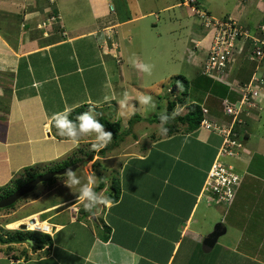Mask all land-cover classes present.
I'll return each instance as SVG.
<instances>
[{"label":"crops","instance_id":"1","mask_svg":"<svg viewBox=\"0 0 264 264\" xmlns=\"http://www.w3.org/2000/svg\"><path fill=\"white\" fill-rule=\"evenodd\" d=\"M78 1L81 0H60L62 10L57 11L53 7L57 0H54V4H50L49 0H0L1 187L20 178L18 173H24L28 168H33L32 172L44 174L50 172L56 161L62 164L74 160L77 161L74 165L79 166L76 175L80 179L84 178L87 183L90 175L96 177L93 171L98 169L96 165L99 162L94 160L97 156L84 160L77 155L78 147L58 134L57 137L53 136L50 133L53 115L69 108L74 110L89 102L103 108L107 104L105 96H116L122 90L125 92L144 88L152 93L142 82L144 72L131 63L132 59L143 63L142 53L151 43L140 46L135 50L133 58H128L129 55L126 56L124 50L133 47L134 37L130 29L123 32L121 28L139 24L154 13L141 11L138 3L132 13L128 9L127 17L122 18L116 14L111 16L108 11L112 0H88L87 10L76 9ZM200 1L208 8L209 13L213 14L214 10V15L217 14L215 16L232 17L253 30L260 24L256 25L255 18L264 17V0H220V10L213 7L219 0ZM183 2L181 0L180 6L187 8ZM67 6L73 8L69 16L66 14ZM162 10L170 11L172 8L167 6ZM82 12L89 15L75 21L68 28L66 18H76L79 13L83 17ZM133 14L135 16L132 17ZM175 19L179 26L173 25V28L170 27L171 31L182 28V19ZM263 20L264 18L261 22ZM189 23L187 22V26ZM91 25L96 27L89 29ZM194 27L188 30L190 38L183 41V45L177 46V50L182 49L181 54L173 56L176 49L171 48V58L175 60L173 63L185 62L194 69H199V72L201 69L202 73L206 57L204 54V59L197 60L198 49L194 46L193 51L191 47L198 41L197 28ZM113 34L125 39L124 43L122 40L117 43L123 61L121 65L114 61L115 58L113 60L100 52L104 47L109 48V41L113 46L111 50H115ZM80 41L86 42L79 44ZM178 42L181 44L180 40ZM159 45L155 44L157 48ZM91 57L94 58L93 62L86 65L85 59ZM149 59L153 66L150 83H158L159 78L154 74L155 62L152 58ZM241 67L240 65L239 68ZM253 72H256L255 66ZM200 75L188 80L189 88L193 90L189 98L202 93L203 102L199 103L205 102L204 105H208L206 101L212 96L208 92L210 87L203 84L199 79ZM176 76L179 75L172 74L161 80L160 84L167 83L169 78ZM252 76H248L245 81L248 82ZM104 87L107 91L100 94L99 91ZM212 97L215 100L222 99V96ZM226 99L228 98H224ZM219 110L211 109L207 114L208 119L215 121L219 127L221 124H229L225 121L226 117L223 121L217 119L222 113ZM187 111L188 108L185 112ZM185 112L182 109L180 115H185ZM241 120L242 123L237 125L241 127V137L248 141L244 143L248 155L241 154L242 150L239 154L246 169L238 171L242 178L241 186L233 203L224 206V217L220 220L226 227L225 235L230 233L234 238L227 242L218 240L212 246H208L205 241L211 233L208 234L202 225L206 215L205 212L200 213L201 203L203 200L210 203L205 194L206 182L216 159L223 155L224 138L218 131L206 129L203 124L191 132L182 131L148 140V145L143 146L146 149L140 151L142 153L113 159L112 161L121 164L118 167V178L114 177L118 181L120 193L117 196L112 194L114 179H110L107 188L99 182L100 189L113 201V206L102 208L95 215L86 212L83 204L77 200L76 193L61 186L64 184L58 180V184L51 186L48 191H56L58 185L62 187L54 202H45L32 215L12 221L8 226L18 227L27 218L39 216L52 228L55 227L49 256L39 255L41 257L36 259L37 255L32 248H29L31 256L28 260L24 257L19 260L17 254L12 257L0 252V264H46L47 258H53L57 248L59 251L54 264H264V260H259L261 255H252L241 248L244 234L252 229L245 226L239 231L231 226L233 223L246 221L245 218H242L244 221H237L241 218L239 209L243 208L234 206L237 205L240 193L246 190L251 196L261 199L258 205L261 207L256 208L258 214L264 215V109L259 119ZM75 149L78 150L74 155ZM105 150L102 155H105ZM90 164V172L84 173L82 167ZM242 185L245 187L242 188ZM256 208L250 209L252 216L255 215ZM228 218L231 224L225 222ZM66 231L70 234L65 236ZM57 236L59 244L55 241Z\"/></svg>","mask_w":264,"mask_h":264},{"label":"rangeland","instance_id":"2","mask_svg":"<svg viewBox=\"0 0 264 264\" xmlns=\"http://www.w3.org/2000/svg\"><path fill=\"white\" fill-rule=\"evenodd\" d=\"M50 4H54V0H49ZM195 1V0H194ZM198 1V4H201L197 6H193V7H189L190 4H188L189 2H186V5L188 4V7H181L180 5H182L181 0H112L110 5L108 6V11L111 13V16L119 15L122 18L123 17H127V13L129 12V10H131V13L134 11L136 4L140 3V10L145 12V13H154V15L151 16H147V19L141 21L139 24H129L123 28H121V31L124 32V30L126 29H130L132 31V35H133V47H127L124 50V53L129 55L128 58H133V54L135 53V50L137 48H140V46H144V44H148L151 43V45L149 46L148 49L145 48V50L143 51V57H142V61L145 64H149L150 65V59L152 58L154 63L155 68V72L154 74H156L159 78L158 83H150V75L144 73V77L142 80L144 83V86H146V89H150L152 91V93H149V91H146L143 89H136L134 90H126L129 95L131 96V98L128 100V107L125 109V112L128 114L126 116H121L119 114V108L120 105L118 104V100L119 99H123V90L117 92L116 96L114 95H107L108 97H115V99H112L110 103H107L102 107H96L98 108L97 110L95 109V112L99 113L100 115L97 116V119H102V120H109L110 122H119L120 124V129L118 134L121 135V139H115L113 137L112 142L110 144H108V146L106 148H104L103 150L106 149L105 151V155H102L103 150H101L100 152L94 153L91 151V142L94 140V136L92 137H85L82 138L79 144V152L77 153V155L81 158H83L84 160L88 159L90 156L92 158H94V160H98V165L96 169L93 171L96 180L95 183V191H97L98 193L101 192L102 190L100 189V183H103L104 186L107 188L108 187V182L110 181V179H114L118 178V167H121L119 163H116V161H112L113 159L119 157V158H126L127 156H129L130 154H136L137 153H142L140 151H144L146 149V147L143 146H147L148 144V140H155L159 137H161L158 134V123H154L151 124V120L153 119L154 115H158L162 110L167 109L168 103L169 101H173L176 100V96L180 97V100L184 99V95L183 92L185 90V86L187 85L185 82L182 81H178L183 87H182V91H180L178 93L179 90L176 89V84H175V78H169V82L167 83H163L160 84V81L163 79H166L167 77H169L172 74H178L179 76H183L184 78H186L187 80H192L194 77H196L198 74L200 75L201 73V69L199 72V69H194L193 66L186 64L185 62H177V63H173L175 60L173 58H171V48L175 47V54L173 56H177L178 53L181 54L182 49H178L177 50V46L178 45H183V41H185L188 37L190 38V36H188V30L190 27H194L197 28V33L196 35H198V41H196L197 43L194 45L191 44H184L186 46H190L192 47L193 51L194 50V46L197 49H202L204 47L209 46L210 44L213 43V29L209 28V21H211V18H215V20H217L218 22H222L225 21L226 18H220L214 15V13H216V11L213 10V14L209 13L208 8H206L204 5H202L200 0H196ZM243 1V0H242ZM125 2V3H124ZM178 3L179 6H178ZM220 0L218 2H215L213 7L216 10H220V8H222V6L220 5ZM176 5V6H172V5ZM184 5V4H183ZM76 9L78 10H87L89 9V4H88V0H81L78 1L76 3ZM167 6H170V8H172V10H162L163 8H166ZM54 9L57 11H61V6H60V0H57L56 4L53 5ZM68 10L66 12V14H68L69 16V12L73 11V8L71 6H67ZM129 9V10H128ZM136 11V10H135ZM209 13V14H208ZM83 17H81V13L78 14V17L76 18H66V24L67 27L70 28V25L72 26L73 23L75 21H78L80 19H85L86 16H88L89 14L87 12H82ZM135 16V14L132 15V17ZM190 16V18L188 17ZM159 17V19L157 20V18ZM175 17H179L182 19V28L180 30L177 31H171L170 27H172L173 25H177L179 26V24L175 23L176 19ZM187 17V18H186ZM264 17L262 16H258L257 18H255L254 22L259 25H263L264 24V20L261 22V20ZM75 19V20H74ZM232 20H234V18L231 17ZM236 21V20H235ZM187 22H190L187 26ZM175 23V24H174ZM257 25L254 28L255 33V37L260 38L259 40H263L262 35L258 32V26ZM187 26V27H186ZM96 26L95 25H91L89 27V29H94ZM173 28V27H172ZM199 29V30H198ZM114 36V41L116 42L114 48L115 50H111L113 48V46H111V41L108 42L109 48L104 47L103 50H99L101 53L104 52L106 55L110 56L113 60L115 58V62H117V64H122V56L121 53L118 49V45L119 44V40L121 42V40L124 43L123 37L121 36H117V34H113ZM181 41V44H178V40ZM91 40V39H89ZM86 41H80L79 44H83ZM95 42V39H94ZM200 42V43H199ZM139 45V46H136ZM155 44H160L159 47L157 48L155 46ZM92 44H90L91 47ZM125 45V44H124ZM107 49V50H106ZM170 49V50H169ZM188 51L190 50L189 48H187ZM127 51V53H126ZM194 54V52H193ZM113 55V56H112ZM196 58L197 60H202V58L204 59V54L202 52H198L196 54ZM206 57V55H205ZM236 59L235 63H230L229 67L231 65V67L233 66V68H238V64L239 61H241L240 64H242L243 67V71H239L235 78L236 80L240 83V81L242 80L243 82L245 81L246 78H248V76H252L253 72V66H255L256 68V73L255 75L257 77H264V62L261 63H254L251 60H244L242 57H234ZM94 58H88L85 59V64L86 65H91V63L93 62ZM128 61V59H126ZM200 64V63H199ZM198 65V64H197ZM199 66V65H198ZM201 66V65H200ZM257 67H259V69L257 70ZM194 71V72H193ZM190 74H194L193 76H191ZM231 74V73H230ZM128 75V74H127ZM228 75V74H227ZM227 75H222L220 76V80L218 79V81H220L221 83L224 84H229L230 82H228L229 77ZM214 78V77H212ZM215 79V78H214ZM217 80V79H216ZM208 81V80H207ZM207 81H202L203 84L207 86L208 82ZM251 82V80H248V84ZM171 83V85H170ZM215 84V82L213 83V85ZM155 85V86H153ZM234 87L236 86V83H233ZM117 86V84H116ZM171 86V87H170ZM252 86L254 87H250L249 91L247 92H251V90L253 91L252 93H254V88L255 85L253 84ZM168 87H170V89H167ZM168 90V91H167ZM107 88H101V91H99V93H103L106 92ZM168 92V93H167ZM193 90L191 88H189L188 93H192ZM242 92H235L234 91V95L235 98L238 100L239 97H241ZM246 92H244L245 94ZM143 94H150L153 98V100L155 101L157 107H156V111L152 112L149 111L147 113V115H142L141 112L139 111L141 109V105L139 104L138 101V97H140ZM255 94V93H254ZM264 94V86H263V91H261V94L258 93V96H261V103L259 106H255V107H251V106H247L246 107V111H242L244 112L243 115H241V119L246 118V119H259L262 116V112L264 109V99L262 100V96ZM203 95L204 94H200V95H193L192 97L189 98V96L186 97V102L188 103V105L192 104V102L194 103H198L200 104L203 114L206 111V114H209V111H211V109H220L219 111H221L222 113L220 115L217 116L218 120H224L227 121L230 126L227 128V123L225 124H221L220 127L217 126L215 121H207L205 123V128L206 129H211V130H215L218 131L223 138L225 139V136L228 137L229 135H231V137H228V142L226 143V145L224 144L223 148H222V156H220V158H217L216 160L222 164L225 165V167H230L231 170H233L236 173L242 172L243 170L246 169V165L245 163H243V161L240 159V155L244 154V155H248V153L246 152V147H245V142L247 141L246 138H242L241 135L243 134L241 131V127H239V125L235 124V121L233 123V117H229L227 116L226 111H224V98H228V96L225 94L224 96H222V99L218 100V98H216V101L212 96H209L208 100L206 101L208 105H204V103H199L200 101L203 102ZM243 95V94H242ZM227 96V97H226ZM105 98V97H104ZM229 99V98H228ZM235 99V100H236ZM210 102V103H209ZM230 102H235L234 99L230 100ZM86 105V104H85ZM178 106L182 107L183 112H185L186 108L188 105H184L181 104V101H178ZM178 106L175 109H178ZM81 107V106H79ZM78 107V108H79ZM146 107V106H145ZM210 110H209V108ZM259 107V108H258ZM263 108V109H262ZM77 109V108H76ZM75 110V109H74ZM135 114H132V113ZM239 113H242L240 111H238ZM186 114V112H185ZM247 114V115H246ZM211 115V113H210ZM224 115V116H223ZM181 116V115H178ZM177 116V117H178ZM240 116V114L238 115V117ZM208 117V116H206ZM176 119V118H175ZM53 121V119H52ZM52 121H51V130L50 133L53 136H56L57 133L54 132V129L52 128ZM242 122H238V124H241ZM219 124V123H218ZM187 126H182L180 124H178V132H182V130L184 128H186ZM233 127V129H231ZM221 129V130H220ZM224 130L226 131L225 134L223 133ZM105 131H109L108 129H105ZM231 131V134H230ZM186 132V131H185ZM236 136V137H235ZM57 137V136H56ZM248 142V141H247ZM232 147V149H231ZM78 149H75V151L73 152L74 155L76 154V151ZM244 149V150H243ZM240 150H242V153H240ZM234 152L235 154L232 155V157H229V152ZM93 153L95 154L93 156ZM49 153H47V157H48ZM111 161V162H110ZM23 164V163H22ZM54 167L56 168L57 164L59 166V162L56 161L53 163ZM6 165V164H4ZM72 166V165H71ZM1 167V166H0ZM6 167V166H4ZM92 165H86L83 166L82 169L84 170V173H86V171L90 172ZM1 169H3L1 167ZM58 171V170H55ZM239 171V172H238ZM20 175V178L26 180V172H19L18 173ZM82 176V175H81ZM92 176V175H90ZM109 176V178L107 177ZM78 177H80L78 175ZM98 177V178H97ZM65 177L61 176V177H55V180L52 184H48V183H43L40 184L37 189L32 192L31 194L27 195L26 197L22 198L18 203H16L15 206H11L5 209H0V239H5V238H9L11 231L10 230H18L19 226L23 223H21L20 225H18V227L14 228H9L8 226L11 224L12 221H16L17 219H20L26 215H32L34 213V211H36V209L42 207L45 205L46 203H50V202H54L56 197L58 196V193L61 192L62 187H65L64 185H58L57 190H52L50 193L49 188L51 186H56V184H58V180L61 182V184H63L62 180ZM81 178V177H80ZM7 178H4V180H6ZM84 179V178H83ZM83 179H81L82 183H86ZM97 179L99 180L97 182ZM86 180V179H85ZM14 181V180H13ZM12 182V181H11ZM100 182V183H99ZM241 182H242V178H241ZM118 183V181H117ZM246 185V184H245ZM241 186V185H240ZM240 186L237 188V192L238 189L240 188ZM1 187V186H0ZM245 186L242 185V188H244ZM10 188H16V181L12 182L10 185ZM66 189L69 190V188L65 187ZM241 188V190H242ZM72 192L77 193L78 189L77 188H73L71 189ZM237 194V193H236ZM206 199L209 200L210 195H208L206 193ZM48 196V197H46ZM58 198V197H57ZM261 201V199L258 196H251V193H249L248 190H246V192H241L239 197L236 200V204L234 206H242L243 209H239V216L241 217L240 219H237V221H244L245 218L246 221L242 222V223H233L231 224V221L229 218H231L233 215L236 214L233 213L227 220L225 219V222L231 224L232 229H239V231H242L243 227L247 226L248 228H251L252 231L244 234V237L242 238V242H241V248L244 250H247L249 253H251L252 255H261V259H259L260 261L264 260V215L258 214L257 212V206L259 205V202ZM201 209H200V213L205 212L206 215V219L204 221V223L202 224L204 227V230L209 234L211 233L215 226L219 223H221V219H223L224 217V209L227 205L223 204V203H214V202H210L209 204L206 203L205 200L202 201L201 203ZM210 206V207H207ZM225 206V207H224ZM261 207V206H258ZM255 209V215H251L250 214V209ZM222 209V210H221ZM232 213V212H231ZM218 215V216H217ZM229 216V215H228ZM29 217V216H28ZM32 218L34 219V221L30 222V220H32ZM247 218H249V220H247ZM27 221L25 222L27 225H36L37 226V230H46L48 229V232H50L52 235L55 234L54 231L55 227L52 228L49 224H47L46 222L43 221V219L39 216L36 217H31V218H27ZM219 220V221H218ZM202 227V226H201ZM30 229H35L34 227H30ZM247 229V228H246ZM10 232V233H9ZM14 233V232H13ZM67 234H70L68 231L65 232V236ZM59 236H57V238L55 239L56 242H58L59 244V240H58ZM65 238V237H64ZM230 238H234V236H231V234H227L225 236L220 237L218 240H222L223 242H227ZM53 242V240H52ZM26 243H28L26 241ZM26 243L21 244L20 247H17L15 245V243H11V244H3L0 242V252H3L4 254L8 255V256H16L14 254L19 255V260L22 257L23 251L27 250V252L29 253V246H26ZM65 244V239L62 243V247H64L63 245ZM49 247H52V244H48ZM22 248V249H21ZM46 249H49L47 247H45V249H34V253L35 255H37V257H35L36 259H39L41 256L42 257H47L50 254V251H47ZM44 250V251H43ZM59 249L57 248L55 250V253H53V258H47L48 261H46V264H54L57 260V254H58ZM20 252V253H19ZM39 255H41L39 257ZM23 259V257L21 258V260ZM55 259V260H54ZM258 260V261H259Z\"/></svg>","mask_w":264,"mask_h":264},{"label":"clouds","instance_id":"3","mask_svg":"<svg viewBox=\"0 0 264 264\" xmlns=\"http://www.w3.org/2000/svg\"><path fill=\"white\" fill-rule=\"evenodd\" d=\"M186 2H189L188 3V4H190L189 7L195 6V5H193V3H191L190 0H184L183 4L186 5ZM188 4L186 5L187 7H188ZM208 47L209 46L204 47L202 49H198L199 52H204V50L206 49V51L203 54H205L207 56V58H208ZM252 62L261 63L264 61H260V62L259 61H252ZM131 63L133 65V67L137 68L139 71L144 72L148 75L152 74V69H153L152 65L145 64V63H138L135 59H132ZM258 69H259V67H257V70ZM255 79H257V81L261 82L260 85L264 84V78L257 77L255 74H253V76L251 77L250 80L256 81ZM177 86L180 89V91H182V87L179 84V82H178ZM130 98H131V96L129 95V93L127 91H125L123 93V99H119L117 101L118 104L120 105L119 114L121 116L128 115L125 112V109L128 107L127 102ZM111 99H115V97L105 96V98H104L106 103H110ZM138 101H139V104L142 106L141 109L139 110L142 115H147V113L149 111H152V112L156 111L157 105H156L155 101L153 100V98L150 94L141 95L140 97H138ZM260 103L261 102L259 101L258 106L260 105ZM195 104H198V103H195ZM198 105H200V104H198ZM96 107H98V105H96L93 102H89L88 111L79 114L76 117L75 121L69 119V115L73 111L70 108L65 109L64 112L55 113L53 115L52 119L54 121V126L57 130V134L60 137L65 138L67 141H69L75 147H79V144H80V141L82 138L94 136V140L91 142V151L97 153V152H100L101 150H103L104 148H106L108 146V144H110L112 142L113 134L110 131H105V126L102 123H100L99 119H97V116L100 114L95 112ZM181 111H182V107L178 106V109H174L171 114H169L167 112V109H164L159 113L160 123H159L157 131L161 137L167 136L168 128L166 127V125L169 123L170 120H174L178 115H180ZM132 114H135V113L133 112ZM206 116H207V114L204 112V119L202 120V123L200 126H202L203 124L205 125V123L207 121H210L208 119V117H206ZM233 154H235V153L233 152ZM229 157H232V156H229ZM237 174L240 176L239 173H237ZM59 177H61V176H59ZM63 177H65L62 180L65 187L69 188L70 190L73 188L78 189V192L75 195L77 197V200H79L83 204L84 210L86 212L95 215V214L99 213L102 210V208H110L113 206V201L109 197L105 196L103 191H101L99 193L97 191H95L94 186H95L96 182H95V178L93 176L88 177L87 183H82L81 179L76 175V171L69 168L64 172ZM240 185H241V181H240ZM236 193H237V191H236ZM235 197H236V195H235ZM32 221H34L33 218L27 224H30V222H32ZM27 224L23 223L21 225H27ZM20 226H19L18 230H10V231H19V230H21ZM30 227H34L35 229H30ZM21 231H32V232H38L41 234H46V235H49L53 240V235L50 232H48V229L37 230L36 225H31V226L27 225V229L21 230ZM29 240H27V242H28L27 246H29V248H34L33 240H32V242H29ZM30 244H32V246H30ZM15 245H17V244H15ZM45 247L49 248V249H46L47 251L51 250L50 247L48 246V244L44 245V249H45ZM29 254L30 253H28V255ZM22 257H24L26 259L24 254H22Z\"/></svg>","mask_w":264,"mask_h":264},{"label":"built area","instance_id":"4","mask_svg":"<svg viewBox=\"0 0 264 264\" xmlns=\"http://www.w3.org/2000/svg\"><path fill=\"white\" fill-rule=\"evenodd\" d=\"M208 24L209 28L213 29L214 35L213 43L208 47V58L204 74L220 80V76L229 73V68L231 67V65L229 67V64L231 62H236L235 56L242 57L244 60L248 61H264V24L258 27V32L262 35L263 40H259L260 38L255 37L256 32L254 30L231 18L220 23L213 17ZM255 80L256 81H251L249 84L242 85L239 91H236L242 92L240 93L241 97H239L237 101L233 103L228 99L224 101V111H226L227 116L233 117L232 121L233 123L235 121V124L242 122L241 116L238 117V115H242L247 110V106H258L256 101L257 98L260 97L258 93L261 94L259 90L261 82L257 81V79ZM253 84L255 85L254 90L256 89L254 91L255 94L252 93V90L251 92H247L250 87H254L252 86ZM244 92L246 93L244 94ZM238 111L244 112L239 113ZM230 124L226 125L227 128ZM231 129H233V127ZM225 132L224 130L223 133L225 134ZM231 135L228 137H231ZM228 137L225 136V145L229 141ZM232 155L233 152H229V156ZM240 181L241 177L236 172L231 170L230 167H225L224 164L216 160L209 172L206 182L205 194L207 193L210 195L208 201L230 205L235 199Z\"/></svg>","mask_w":264,"mask_h":264},{"label":"trees","instance_id":"5","mask_svg":"<svg viewBox=\"0 0 264 264\" xmlns=\"http://www.w3.org/2000/svg\"><path fill=\"white\" fill-rule=\"evenodd\" d=\"M190 1L195 6L198 5V7H199V5H201V4H198V1H196V0L195 1L190 0ZM227 19L228 18H226V20ZM205 51H206V49L204 50V52ZM198 52H199V50H198ZM206 62H207V56L205 58V63L203 64V69H202V73H201L202 75L199 76V79L201 78L200 80H202V81L203 80L204 81L208 80L207 81L208 82L207 87H210L208 89V92L211 93V95L215 96V97L224 96L226 94L228 96L229 100L234 99V101H237V99L235 98V95H234V91L235 92L239 91V89L242 87V85L248 84V82H246V81L243 82L242 80L239 83L236 80V78H235L236 74L241 69H243V67L239 68L240 65L242 66V64H240L241 61L238 64V68H233V66L229 68V73H227L228 74L227 76H230L229 80H228V82H230L229 84L221 83L220 81L212 78L211 76H208V75L204 74L205 67H206ZM175 79H176L175 80V84L176 85L178 84L179 80L182 81V82H185L187 85L185 86L186 88H185V90L183 92V95H184L183 96L184 97L183 100H180L181 99L180 97H176V100L169 101L168 106H167V112L169 114H171L172 111L178 106L177 105L178 101H181V104L188 105V103L186 102V97L189 96V93H188V90H189V87H190L189 86V81L186 78H184L183 76H176ZM214 82H215V84L213 85ZM233 83H236L235 87H234ZM263 86H264V84H261L259 86L260 92L263 91ZM181 87H183V86L181 85ZM176 89L179 90L178 91V93H179L180 89L178 88V86H176ZM259 101H261V97L257 98L256 103H259ZM88 105L89 104H86V105H83V106L73 110L71 112V114L69 115V119L75 121L76 117L79 114L88 111ZM187 108H188V111H187V113L185 115L178 116V117H176V119L170 120L169 123L166 125V127L168 128V133H167L168 135L178 132V128H177L178 124H180L182 126H187L182 131H188V132L194 131V130H196V129H198L200 127V125L202 123V120L204 119V114H203L201 106L198 105V104L193 103V104L188 105ZM99 121H100V123H102L105 126V129H108L113 134V137L115 139H117V140L121 139V135L118 134L119 129H120L119 122H110L107 119H105V120L100 119ZM154 123L155 124L156 123H158V124L160 123L159 114L158 115H154L153 119L151 120V124H154ZM52 128L54 129V132L57 133V130H56L55 126H54V121H52ZM76 163H77L76 160L70 161V162L66 161V162H64L62 164L59 163V166L57 164L56 168L55 167L50 168V172L55 171V170H61V169L65 168V167L74 165ZM32 170H34V169L33 168L26 169V179L32 180V179H35L37 176L42 175L39 172H37V173L32 172ZM54 180H55V178H53L50 182H48V184H52L54 182ZM24 182H25L24 179L18 178L16 180L17 187L22 185ZM10 185H11V183L0 187V199L4 198V197H7V196H9L10 194H12L14 192L15 188H10ZM114 193H115L116 196L120 193V188H119V184L117 183V179H114V182H113V193L112 194H114ZM116 196H114V200L116 199ZM11 233L12 234H10L9 238H5V239L2 238V239H0V242L3 243V244L15 243L17 245H21V244L26 243V241L30 239V240H33V242H34V248H32L33 252H34L35 248L36 249L37 248L38 249H44V245L52 244V238L49 235H46V234H41V233L32 232V231H21V230H19V231H11ZM23 254H24V256L26 257L27 260L30 259V254L28 255L27 250H24Z\"/></svg>","mask_w":264,"mask_h":264},{"label":"water","instance_id":"6","mask_svg":"<svg viewBox=\"0 0 264 264\" xmlns=\"http://www.w3.org/2000/svg\"><path fill=\"white\" fill-rule=\"evenodd\" d=\"M69 168L74 171H77L79 166L72 165V166L65 167L58 171L47 172V173L37 176L34 180H31L30 182H27L24 185H22L19 189H17L11 195L0 200V209L11 207L15 203H17L20 199L32 193L40 184L48 183L55 177L63 176L64 172ZM20 229L26 230L27 225H21ZM225 233H226V227L221 223L217 224L214 230L211 232V234H209L208 237L206 238L205 240L206 244L208 246L214 245L220 237L225 235ZM29 242H32V240H29Z\"/></svg>","mask_w":264,"mask_h":264},{"label":"flooded vegetation","instance_id":"7","mask_svg":"<svg viewBox=\"0 0 264 264\" xmlns=\"http://www.w3.org/2000/svg\"><path fill=\"white\" fill-rule=\"evenodd\" d=\"M14 179H15V178H14ZM17 179H18V178H17ZM17 179H15L14 181H16ZM32 180H34V179H32ZM24 181H25V182H24L22 185H24V184L27 183V182H30L31 180L26 179V180H24ZM12 182H13V181H12ZM12 182H10V183H12ZM22 185H20V186H18V187H17V185H16V188H15L14 192H15L17 189H19ZM36 189H37V188H36ZM36 189H35V190H36ZM35 190H34V191H35ZM34 191H33V192H34ZM14 192H13V193H14ZM30 194H31V193H30ZM10 195H11V194H10ZM28 195H29V194H28ZM25 197H26V196H25ZM4 198H5V197H4ZM4 198H1L0 200H2V199H4ZM23 198H24V197H23ZM20 200H21V199H20ZM20 200H19V201H20ZM19 201H18V202H19ZM18 202H17V203H18ZM15 205H16V203H15L14 205H12V206H15Z\"/></svg>","mask_w":264,"mask_h":264},{"label":"bare ground","instance_id":"8","mask_svg":"<svg viewBox=\"0 0 264 264\" xmlns=\"http://www.w3.org/2000/svg\"><path fill=\"white\" fill-rule=\"evenodd\" d=\"M13 226H15V225H13ZM13 226H10V228H12Z\"/></svg>","mask_w":264,"mask_h":264}]
</instances>
